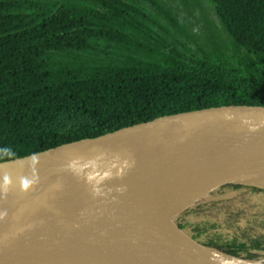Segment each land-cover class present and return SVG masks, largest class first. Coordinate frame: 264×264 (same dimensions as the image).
I'll use <instances>...</instances> for the list:
<instances>
[{"label":"trees","instance_id":"trees-1","mask_svg":"<svg viewBox=\"0 0 264 264\" xmlns=\"http://www.w3.org/2000/svg\"><path fill=\"white\" fill-rule=\"evenodd\" d=\"M208 1L216 21L202 0H181L193 16L202 8L194 24L168 0H0V163L162 115L264 100V0ZM29 178L1 181L0 195ZM225 192L234 194L185 215L264 253V232L245 227L249 215L264 219V189Z\"/></svg>","mask_w":264,"mask_h":264},{"label":"water","instance_id":"water-1","mask_svg":"<svg viewBox=\"0 0 264 264\" xmlns=\"http://www.w3.org/2000/svg\"><path fill=\"white\" fill-rule=\"evenodd\" d=\"M260 134L264 100H239L162 115L0 163L5 170L55 162L46 175L30 177L0 198L49 180L66 164L1 223L0 264H82L113 241L131 237L199 244L231 264H264V253L238 247L185 215L217 192L256 185H226L180 214L161 205L177 170L199 146ZM80 145L83 148L74 154L73 147Z\"/></svg>","mask_w":264,"mask_h":264},{"label":"bare ground","instance_id":"bare-ground-1","mask_svg":"<svg viewBox=\"0 0 264 264\" xmlns=\"http://www.w3.org/2000/svg\"><path fill=\"white\" fill-rule=\"evenodd\" d=\"M83 146H75L77 154ZM66 164L49 180L23 188L12 196L0 198V225L35 196L40 188L59 175ZM2 168V167H1ZM0 168V170H2ZM248 183L264 188V134L232 140H219L199 146L191 159L177 170L174 184L162 199V207L179 213L195 202L213 184ZM174 191L175 198L165 200ZM231 264L227 259L193 243L171 242L157 237L124 238L82 264Z\"/></svg>","mask_w":264,"mask_h":264},{"label":"rangeland","instance_id":"rangeland-1","mask_svg":"<svg viewBox=\"0 0 264 264\" xmlns=\"http://www.w3.org/2000/svg\"><path fill=\"white\" fill-rule=\"evenodd\" d=\"M168 1L173 7L176 8V11L179 12L178 15H180L181 20L183 22L184 21L185 22H191L192 21V22H195L194 24H196L197 20H199V17H201L202 8H200L199 5H196L193 7L192 10L195 13V15H197V16H193L185 9V7L181 3V0H168ZM202 1H203V9L206 10V12L208 13V15L210 16L211 19L216 21L217 18H216V15L214 13V10H213L210 2L208 0H202ZM254 42L259 43L262 41L259 39V37H257L254 40ZM54 164H55L54 161H49L46 163H39V164L30 165V166L21 167V168L7 167V168H5V170L0 171V178H6L9 176H13V175H17V174H23V173H26V175H30V177H33L34 179L40 178V177L46 175L50 170L48 168L53 166ZM17 177H19V176H17ZM26 185H24V186H26ZM233 194H234V192H227V193L225 191L217 192L216 195H211L206 200H204L201 203V205L202 206L210 205L213 202H215L216 200H218L219 198H227L228 196H231ZM261 214H262V212L260 211V212L256 213L257 216L249 215V217L247 219L248 221L245 224V227L248 229L249 233L258 234V233L264 232V219L259 217V215H261ZM185 264H187V263H185Z\"/></svg>","mask_w":264,"mask_h":264},{"label":"built area","instance_id":"built-area-1","mask_svg":"<svg viewBox=\"0 0 264 264\" xmlns=\"http://www.w3.org/2000/svg\"><path fill=\"white\" fill-rule=\"evenodd\" d=\"M217 201V200H216Z\"/></svg>","mask_w":264,"mask_h":264}]
</instances>
